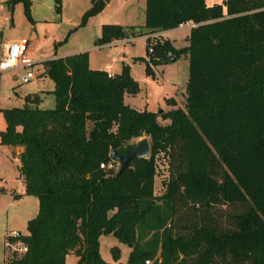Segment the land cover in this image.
I'll return each mask as SVG.
<instances>
[{"label": "trees", "instance_id": "16d2710c", "mask_svg": "<svg viewBox=\"0 0 264 264\" xmlns=\"http://www.w3.org/2000/svg\"><path fill=\"white\" fill-rule=\"evenodd\" d=\"M107 1L89 0L79 25ZM16 2L30 20V0H11L9 23ZM53 9L60 12V0ZM186 22L184 46L146 38L147 58L136 57L145 75L187 59L183 108L128 106L124 94L139 89L128 66L107 77L88 67L84 50L42 62L53 107L39 108L35 92L21 107L0 109V144L23 147L18 172L24 194L37 200L17 238L26 250L12 264H64L70 253L75 264H109L98 252L106 234L129 248L126 264H264V0H144V32L105 23L93 44ZM142 136L147 157L117 176L99 167ZM157 153L166 157L159 194ZM109 252L118 260L116 246Z\"/></svg>", "mask_w": 264, "mask_h": 264}, {"label": "rangeland", "instance_id": "374dc122", "mask_svg": "<svg viewBox=\"0 0 264 264\" xmlns=\"http://www.w3.org/2000/svg\"><path fill=\"white\" fill-rule=\"evenodd\" d=\"M32 8L30 17H33L38 23L36 26L37 53L33 55V60L48 49L65 48L67 50L79 49L88 51V65L91 67L103 68L104 65L114 73L119 70L121 64H126L130 76L138 85V92L135 95H124V103L135 107L138 110H147L156 112L158 109L168 111L173 108H183L185 98V82L187 78V59L179 56L173 61L151 65L152 75H145L144 63L137 60L136 57L147 58L146 38L151 40H167L175 47H182L186 44L187 28L172 29L162 35L154 33H145L144 38H137L132 43L118 44L112 42L109 46L91 49L94 46L93 41L97 38V30L102 23L117 24L127 28L138 27L142 32L145 31L143 25V3L144 0H108L105 6L96 14L89 16L85 22L79 25L80 14L87 6L88 0H60V13L53 10V0H31ZM205 4L218 3L221 0H204ZM0 0V49L1 45L8 39L26 38L31 41L36 37L35 31L28 27L33 23L32 18L28 20L23 13L21 2H16L15 7L11 9V23L5 26V15L8 11L6 5ZM13 4V5H14ZM9 13V11H8ZM46 25L45 27L43 25ZM60 42L53 47V44ZM108 44V43H106ZM105 45V44H103ZM150 47V46H149ZM151 49V48H150ZM168 55V53H166ZM30 68L33 77L24 84H18L12 79L19 71H7L0 73V109L10 108L21 105V96L32 89L34 84L44 87V83L49 81L44 77L36 66ZM40 64V63H39ZM15 89L16 92H13ZM35 89V88H34ZM43 89V88H42ZM39 91V90H37ZM45 107H49V101H45ZM44 107V106H43ZM160 124H165L166 120L158 119ZM3 127V117L0 110V129ZM133 138L129 142L135 144L141 138ZM9 146L0 144V264L2 260L3 236L10 230H18L21 234L25 233V225L21 211L28 208L30 204L19 203L18 207L12 204L13 197L9 193V187L16 185L17 168L11 154ZM156 176L154 178V191L159 194L162 191V182L166 178V157L163 153H157L155 156ZM117 170V169H116ZM32 200H35L33 197ZM14 202V201H13ZM32 206H36V201H32ZM228 210V209H227ZM119 248L118 260L111 258L109 249L112 246ZM128 248L117 242L110 235H101L98 239V252L100 256L112 262V264H126V254ZM11 248L4 250L3 254L9 255ZM16 252V251H15ZM76 258L73 254H67L64 264H75Z\"/></svg>", "mask_w": 264, "mask_h": 264}, {"label": "crops", "instance_id": "0c3cea01", "mask_svg": "<svg viewBox=\"0 0 264 264\" xmlns=\"http://www.w3.org/2000/svg\"><path fill=\"white\" fill-rule=\"evenodd\" d=\"M1 2L2 3H4L5 4V1L4 0H1ZM205 2V1H204ZM89 0H88V3H87V6L85 7V9H87L88 7H89ZM207 5V4H206ZM210 5V4H209ZM8 6H9V4L8 5H6V7H7V9H8ZM15 7V4L14 5H12V9ZM30 14H31V8H32V1L30 0ZM84 9V10H85ZM54 10V9H53ZM83 10V11H84ZM143 10H144V3H143ZM61 11V10H60ZM82 11V12H83ZM60 13V12H59ZM58 13V14H59ZM81 15V14H80ZM8 18H9V13H8V11H6V15H5V26H7V25H9V20H8ZM32 18V21H33V23H29L28 24V27L29 28H31L32 30H34L35 31V34H36V37L34 38V39H31V41L29 40V43H28V45H27V50H28V55L33 59V55L34 54H36L37 53V43L39 42V38L37 37V35H38V33H37V29H36V26L38 25V23H37V21L35 20V19H33V17H30V19ZM2 20V19H1ZM0 20V23L2 22ZM10 23H11V21H10ZM102 24H105V23H102ZM101 24V25H102ZM113 24H115V23H113ZM117 24H119V23H117ZM100 25V26H101ZM120 25V24H119ZM193 24L191 23V22H186V23H184V24H180L178 27H176V28H174V29H180L181 27H183V28H187V29H189L191 26H192ZM44 27L46 26L45 24L43 25ZM135 30H140L138 27H136L135 28ZM172 29H170V30H165V31H158V32H156V33H158V34H160V35H162V37L164 38V39H167L165 36H164V34L165 33H167V32H169V31H171ZM140 32H142L141 30H140ZM144 32V31H143ZM99 33H100V27H99V29L97 30V37L99 36ZM188 33V32H187ZM148 35V34H147ZM146 34H142V35H139V36H127V37H124V38H122V39H119V40H112V41H110L108 44H105V45H94V46H92L91 47V49H97V48H100V47H106V46H109L112 42H116V43H118V44H124V43H132L135 39H137V38H139V37H141V38H144L145 39V37L147 36ZM186 36H187V34H186ZM11 40H15V38L14 39H8L6 42H4V43H7V42H9V41H11ZM146 40V39H145ZM168 40V39H167ZM170 41V40H169ZM3 43V44H4ZM171 43V42H170ZM171 45L174 47V48H177V47H175L172 43H171ZM179 48V47H178ZM2 51V45H1V49H0V52ZM81 51H84V50H82L81 48H79V49H72V50H67V49H65V48H58V49H53V50H51V49H48V50H46V51H43L42 53H40L38 56H37V58L36 59H34L35 61H36V66H38L39 67V70L41 71V74H42V76H44V77H47L44 73H43V64H42V62L43 61H45V60H48V59H51V58H55V57H63V56H65V55H70V54H73V53H77V52H81ZM87 51V50H86ZM88 52V51H87ZM33 60V61H34ZM40 63V64H39ZM88 67L89 68H91V69H98V70H103V71H105V72H107V73H109V74H111V75H113L114 73H118V71L117 72H114V73H112L110 70H109V67L108 66H106V65H104L103 66V68H98V67H91V66H89L88 65ZM119 68H120V66H119ZM12 79L14 80V81H16L17 82V80H16V75L15 76H13L12 77ZM18 83V82H17ZM44 83V87H40V89H37L38 88V86H42V85H39V84H34L31 88L32 89H29V90H31V91H28L27 93H25V94H23L20 98H21V105L20 106H14V107H21L23 104H24V102H23V97L25 96V95H27V94H31V93H39V96H40V98H41V100H40V102H39V104H38V107L39 108H42V109H44V108H47V107H45V105L44 104H46L45 103V101H49V105H46V106H49L48 108H51V107H53V105H54V99H53V95L50 93V91L53 89V82L49 79V81H46V82H43ZM35 88V89H34ZM43 88V89H42ZM37 90H39V91H37ZM13 92H16L15 91V89H13ZM46 92H49V93H46ZM124 95H127V94H124ZM123 101H124V96H123ZM44 106V107H43ZM129 106V105H128ZM130 107H132V106H130ZM9 108V107H8ZM132 108H134L135 109V107H132ZM1 109H3V108H1ZM136 110H138V109H136ZM4 120H3V127L0 129V130H2L3 128H4ZM7 146H9L8 148H9V152H10V154H11V157L13 158V161H14V163H15V167L17 168V175H16V185L14 186V187H9V189H8V191H9V193L11 194V197H13V201H12V204H14V206L15 207H18L19 206V203H26L27 201H28V203L30 204V206L28 207V208H25L24 210H22L21 211V214H22V218H23V224L25 225V223H26V221L28 220V219H30L31 217H33L35 214H36V211H37V200H36V198L35 197H33V196H30V195H26V194H24V184H23V182H22V178H21V175L19 174V172H18V167H19V159H18V157H19V153L23 150V147L22 146H11V145H7ZM0 186H1V184H0ZM155 192V191H154ZM30 197H33L35 200H32V198H30ZM32 201H36V206H32ZM16 231H18L17 229H16ZM22 234H24V233H22ZM99 239V238H98ZM116 246V245H115ZM117 247V246H116ZM118 248V247H117ZM128 248V247H127ZM119 249V248H118ZM128 251H129V248H128V250H127V253H128ZM4 248H3V246H2V260H1V264L3 263V256H4ZM71 254V253H70ZM126 256H127V254H126ZM66 257V256H65ZM75 257V256H74ZM76 258V257H75ZM102 258V257H101ZM103 259V258H102ZM104 261H106V262H108L109 264H112V262H109V261H107V260H105V259H103ZM64 262H65V260H64Z\"/></svg>", "mask_w": 264, "mask_h": 264}, {"label": "built area", "instance_id": "2783aa9c", "mask_svg": "<svg viewBox=\"0 0 264 264\" xmlns=\"http://www.w3.org/2000/svg\"><path fill=\"white\" fill-rule=\"evenodd\" d=\"M4 1L10 2L11 0ZM27 45L28 39L26 38L11 40L2 44V51L0 52V73L7 71H19L16 75L18 84L27 83L33 77L30 68L34 65V61L28 55ZM148 51H151L150 47H148ZM106 74L107 77L112 76L107 72ZM99 167L106 170L116 171L117 163L109 158L108 161L99 163ZM19 236L20 232L16 230H10V232L4 234L3 248L4 250L11 248V252L8 256H6L7 254H4L2 264H12V257H18L25 252L26 246L17 239ZM9 238L17 240L11 241ZM144 264H148V261L145 260Z\"/></svg>", "mask_w": 264, "mask_h": 264}, {"label": "water", "instance_id": "95a60500", "mask_svg": "<svg viewBox=\"0 0 264 264\" xmlns=\"http://www.w3.org/2000/svg\"><path fill=\"white\" fill-rule=\"evenodd\" d=\"M171 58L170 61H173ZM148 142L146 138L138 140L133 147L126 150L122 154H117L115 151L109 153V158L117 163L116 176L125 168L134 158H145L148 155Z\"/></svg>", "mask_w": 264, "mask_h": 264}]
</instances>
